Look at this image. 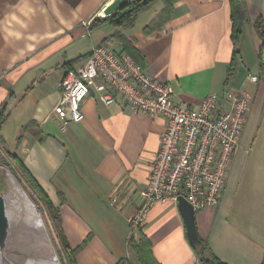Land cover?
Masks as SVG:
<instances>
[{
    "label": "crops",
    "instance_id": "obj_1",
    "mask_svg": "<svg viewBox=\"0 0 264 264\" xmlns=\"http://www.w3.org/2000/svg\"><path fill=\"white\" fill-rule=\"evenodd\" d=\"M112 1L0 0V113L10 112L5 126L15 112H24L12 152L59 208L71 247L82 246L76 264H141L129 243L139 239V231L131 236L129 216L142 201L139 190L165 128L163 117L133 113L120 101L107 105L94 89L82 106L84 121L56 124L52 113L62 78L103 42L171 84L177 103L197 107L210 94L229 92L253 96L220 202L197 210L196 224L227 264H263L264 36L255 22L259 18L264 31V0H242L248 19L237 43L229 0H177L170 19L151 32L146 28L159 22L162 0L141 9L132 27L92 25ZM116 30L130 49L112 36ZM29 120L37 122L38 135L23 131ZM116 190L123 193L121 208L110 202ZM141 231L160 264H203L176 202L156 205Z\"/></svg>",
    "mask_w": 264,
    "mask_h": 264
},
{
    "label": "built area",
    "instance_id": "obj_2",
    "mask_svg": "<svg viewBox=\"0 0 264 264\" xmlns=\"http://www.w3.org/2000/svg\"><path fill=\"white\" fill-rule=\"evenodd\" d=\"M248 77L253 82L259 80L257 75ZM92 89L107 105L120 101L133 113L165 119L159 149L149 163L148 180L139 190L142 201L129 216L131 236L144 228L158 204H179L180 197L195 211L219 204L251 110L253 96L248 91L210 94L197 107L177 103L171 84L147 73L129 54L103 42L62 78L61 99L52 113L58 126L84 121L82 106ZM110 202L121 208L122 191L116 190Z\"/></svg>",
    "mask_w": 264,
    "mask_h": 264
},
{
    "label": "trees",
    "instance_id": "obj_3",
    "mask_svg": "<svg viewBox=\"0 0 264 264\" xmlns=\"http://www.w3.org/2000/svg\"><path fill=\"white\" fill-rule=\"evenodd\" d=\"M154 1L156 0H133L131 3L117 9V11H115L110 15H105L103 17L95 18L91 24L98 25L103 22H110L117 29L123 27H132L135 25L138 14L141 11V9L143 10L144 8L149 7ZM162 1L164 3V8L159 14V22L158 21L154 22L150 26H148L146 28L147 32H151L156 28H160L172 16L174 5L177 0H162ZM229 3L231 6V18H232V26H233L232 38L235 41V43H237L239 42L242 36V31H243L242 25L248 19V14L245 4L243 3L242 0H229ZM255 26L259 31H261V34L264 36V31L262 30L263 23L259 18L255 22ZM112 36L118 38L124 44L126 50L130 49L131 44L130 42H128V40L122 34V32L116 30ZM261 55L262 52L259 53V60H260L261 69L263 70L264 63ZM4 117L5 114L1 112L0 134H1V124L3 120H5ZM37 126L38 124L35 120H29V122L23 126V131L25 132L30 131L33 132L35 135H38L40 130H38ZM21 138L22 137H20L19 140H21ZM8 154L16 161V163L20 167L19 169L23 171L24 175L30 181L36 193H38L40 200L44 203L43 205L44 209L45 210L47 209L48 211L50 220L52 221L54 226L57 239L59 240L60 246H62V249L65 253L64 256L67 261L66 263L76 264L75 257L77 256L82 246L73 249L69 244L63 231L62 218L60 215L59 208H57L54 205L49 195L46 194L47 192L45 191L43 186L39 182H37V179L32 175L30 170L27 168L24 162L19 158V156H17L12 152H8ZM200 239L201 241L193 247L196 250V253H198L199 259L203 264H227L226 262H224L215 255V253L212 251V249L209 247V245L204 239H202L201 237ZM129 243L131 248L134 249L135 252L137 253L138 259L141 264H160L153 255L152 243L150 242L147 235L144 234L141 230H139V239L137 240L136 238L132 237Z\"/></svg>",
    "mask_w": 264,
    "mask_h": 264
},
{
    "label": "rangeland",
    "instance_id": "obj_4",
    "mask_svg": "<svg viewBox=\"0 0 264 264\" xmlns=\"http://www.w3.org/2000/svg\"><path fill=\"white\" fill-rule=\"evenodd\" d=\"M9 113V111L6 112L4 117L5 120L7 117H9ZM23 113L24 112H15L13 116L10 117V119L6 122L5 126V120H3L1 124L4 132H1L0 134V168L2 170H0V191L5 195V198H7V205H12V201L18 197L17 199H19L23 204V214L25 215H22L21 221L28 222L27 225H24L21 222L17 225H12L10 243L9 248L7 247L8 249L6 250V255L8 256L9 260L15 264H25L29 261L35 260L37 262L44 260L42 262L48 264L51 261L50 258H52V252L50 250L48 251L47 249H42L45 251H38V247L40 246L42 240L47 239L52 244L51 246L53 252L58 255L60 263L67 264L64 256L65 253L62 249V246H60L59 240L57 239L48 211L47 209H44V203L40 200L38 193H36L30 181L24 175L23 171L19 169L20 167L16 161L8 154V152L13 151V143H15V140L20 133L18 126L25 120ZM258 146H255L257 149L254 151L259 150ZM7 173L13 177L15 184L10 183L11 181ZM27 198L31 201L34 209L28 206L29 203H27ZM38 215H40L43 219L44 226L40 231H34L31 229V227L32 224H34V222L37 220ZM43 253H45V255Z\"/></svg>",
    "mask_w": 264,
    "mask_h": 264
},
{
    "label": "water",
    "instance_id": "obj_5",
    "mask_svg": "<svg viewBox=\"0 0 264 264\" xmlns=\"http://www.w3.org/2000/svg\"><path fill=\"white\" fill-rule=\"evenodd\" d=\"M132 0H113L106 8L105 15H110L117 11V9L131 3ZM179 208L184 218L189 241L192 246H195L201 241L196 224V211L192 204L184 197H180ZM40 224H42V218L38 215ZM12 223L8 216L7 200L5 195L0 191V264H15L10 261L6 255V250L9 248L10 234ZM8 247V248H7ZM55 259H58L56 256ZM59 264H61L59 262Z\"/></svg>",
    "mask_w": 264,
    "mask_h": 264
},
{
    "label": "bare ground",
    "instance_id": "obj_6",
    "mask_svg": "<svg viewBox=\"0 0 264 264\" xmlns=\"http://www.w3.org/2000/svg\"><path fill=\"white\" fill-rule=\"evenodd\" d=\"M0 170H1V168H0ZM2 171V170H1ZM7 175H8V173H7ZM9 176V179H10V183H12V184H15V181H14V179H13V177L11 176V175H8ZM9 189V188H8ZM8 189H7V192H8ZM6 194V193H5ZM10 194V193H9ZM19 195V194H18ZM22 195H23V193H22ZM19 196H21V195H19ZM9 198V197H8ZM18 198V197H17ZM14 199L13 201H12V205H7V210H8V216H9V218H10V222L12 223V225H17V224H19L20 222L21 223H23L24 225H27L28 224V222H22L21 220H22V215H24L23 214V204L21 203V201L19 200V199ZM7 199V198H6ZM8 201V200H7ZM27 203H29L28 204V206L30 207V208H32V209H34L33 208V205H32V203H31V201L27 198ZM30 208H28V209H30ZM27 209V208H26ZM25 216V215H24ZM27 219H28V217H27ZM44 226V222H43V219H42V224H40V221H39V218L37 217V220L34 222V224H32V227H31V229L32 230H34V231H40L41 230V228ZM15 229V228H14ZM15 231V230H14ZM37 234V233H36ZM29 235V234H28ZM17 238V237H16ZM30 245V244H29ZM52 244L50 243V241H48L47 239L45 240H42V242H41V244H40V246L38 247V251H40V250H42V249H47L48 251L50 250L51 252H52V258H50L51 259V261H50V263H48V264H59V259H55L56 258V256L58 257V255H56V253H54L53 252V249H52V246H51ZM34 246V245H33ZM34 250H36V249H34ZM45 250H42V251H45ZM47 252V251H46ZM44 255H45V253H43ZM42 254V255H43ZM48 254V253H47ZM31 257V256H30ZM46 258V257H45ZM30 259V258H29ZM42 261H44V260H41L40 262H37L36 260L35 261H29V262H27V263H25V264H46V263H43ZM23 264V263H22Z\"/></svg>",
    "mask_w": 264,
    "mask_h": 264
}]
</instances>
